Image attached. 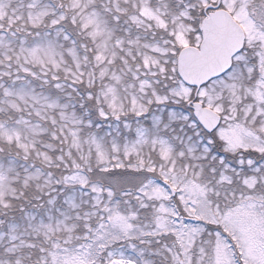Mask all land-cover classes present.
<instances>
[{"label":"snow or ice","instance_id":"1","mask_svg":"<svg viewBox=\"0 0 264 264\" xmlns=\"http://www.w3.org/2000/svg\"><path fill=\"white\" fill-rule=\"evenodd\" d=\"M0 264H264V0H0Z\"/></svg>","mask_w":264,"mask_h":264}]
</instances>
